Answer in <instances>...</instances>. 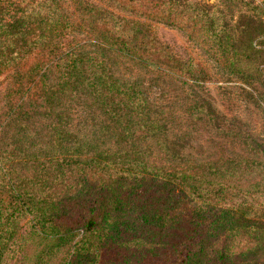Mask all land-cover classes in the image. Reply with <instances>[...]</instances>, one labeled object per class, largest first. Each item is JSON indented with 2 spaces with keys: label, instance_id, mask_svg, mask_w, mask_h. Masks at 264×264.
<instances>
[{
  "label": "trees",
  "instance_id": "1",
  "mask_svg": "<svg viewBox=\"0 0 264 264\" xmlns=\"http://www.w3.org/2000/svg\"><path fill=\"white\" fill-rule=\"evenodd\" d=\"M111 1L134 17L88 0L69 1L72 17L63 0H0L3 119L25 128L35 116L50 119L59 135L68 95L97 110L112 144L37 159L18 181L0 174V264H50L58 254L56 264H264L260 145L243 164L186 157L138 81H120L100 55L61 44L82 30L145 67L203 81L147 20L182 31L224 73L264 86V0ZM194 105L193 119L220 129L208 101Z\"/></svg>",
  "mask_w": 264,
  "mask_h": 264
},
{
  "label": "rangeland",
  "instance_id": "2",
  "mask_svg": "<svg viewBox=\"0 0 264 264\" xmlns=\"http://www.w3.org/2000/svg\"><path fill=\"white\" fill-rule=\"evenodd\" d=\"M69 1L63 0V7L66 15L72 17ZM88 1L122 16L134 17L119 9L111 0ZM143 21L175 53L191 57L203 70L205 79L194 84L169 69L145 67L107 49L82 30L71 31L62 38V51L98 54L118 80L138 81L151 116L164 126L166 139H173L176 143L179 139L186 157L198 161L224 158L243 164L244 160L252 158L251 153L257 144L264 154V103L260 99L264 86L260 80L243 82L224 73L182 31L161 23ZM3 89L4 80L0 77V174H4L6 179L18 181L30 177L34 174L36 161L51 156L71 154V150L86 156L112 145L109 134L101 127L97 110L83 99L68 95L61 100L64 132L59 135L49 125L50 119L35 116L26 128L23 124L8 123L1 115ZM202 99L208 101L221 117L220 129L191 117L192 106L195 102L202 103ZM244 141L246 144H243ZM152 156L159 159L155 152ZM245 173L241 174L242 179ZM22 219L18 224L23 222ZM59 257L60 254L53 257L50 264H56Z\"/></svg>",
  "mask_w": 264,
  "mask_h": 264
}]
</instances>
